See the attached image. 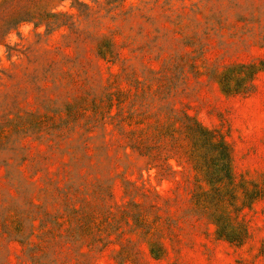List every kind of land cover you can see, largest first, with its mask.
Listing matches in <instances>:
<instances>
[{"label": "rangeland", "instance_id": "rangeland-1", "mask_svg": "<svg viewBox=\"0 0 264 264\" xmlns=\"http://www.w3.org/2000/svg\"><path fill=\"white\" fill-rule=\"evenodd\" d=\"M263 181L264 0H0V264H264Z\"/></svg>", "mask_w": 264, "mask_h": 264}, {"label": "trees", "instance_id": "trees-1", "mask_svg": "<svg viewBox=\"0 0 264 264\" xmlns=\"http://www.w3.org/2000/svg\"><path fill=\"white\" fill-rule=\"evenodd\" d=\"M229 77L230 75H224L222 77V83L224 85V89L227 92H230L231 87L229 86ZM190 128V136L192 138H197L199 141L204 140L203 144L199 146H205V151L203 153V158L207 163V182L210 184V188L206 190V192L214 191L215 195L213 197H209V202L212 199H218L223 201L225 197L230 200L236 199V187L232 186L229 191H224L225 183L233 182V174L230 166V151L226 144V142L222 140H218L215 137L213 131L208 130L201 125H198V128L189 127ZM209 164V165H208ZM244 192L245 202L252 203L253 200L264 197V181L262 184H254L252 188L247 187L246 185H241ZM220 196V197H218ZM215 202V201H211ZM249 204V205H250ZM218 235L222 237H226L228 240L232 242L241 243L243 241V235L235 234L234 230L230 233H227L223 227L219 225Z\"/></svg>", "mask_w": 264, "mask_h": 264}]
</instances>
